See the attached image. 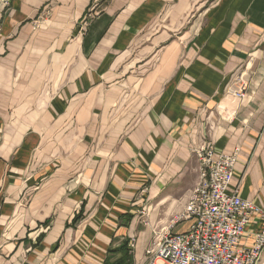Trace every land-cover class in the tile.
I'll return each instance as SVG.
<instances>
[{
	"label": "crops",
	"instance_id": "crops-1",
	"mask_svg": "<svg viewBox=\"0 0 264 264\" xmlns=\"http://www.w3.org/2000/svg\"><path fill=\"white\" fill-rule=\"evenodd\" d=\"M201 146L264 209V0H0V264H146Z\"/></svg>",
	"mask_w": 264,
	"mask_h": 264
},
{
	"label": "built area",
	"instance_id": "built-area-1",
	"mask_svg": "<svg viewBox=\"0 0 264 264\" xmlns=\"http://www.w3.org/2000/svg\"><path fill=\"white\" fill-rule=\"evenodd\" d=\"M246 84L238 80L233 95L243 100ZM198 181L181 214L155 230L145 250L146 264H260L264 250V209L230 190L239 150L215 154L211 146L195 149ZM253 215L262 220L252 234V243H242V236ZM180 222L187 229L175 231Z\"/></svg>",
	"mask_w": 264,
	"mask_h": 264
},
{
	"label": "trees",
	"instance_id": "trees-1",
	"mask_svg": "<svg viewBox=\"0 0 264 264\" xmlns=\"http://www.w3.org/2000/svg\"><path fill=\"white\" fill-rule=\"evenodd\" d=\"M111 253H120L119 258L114 261H111L110 264H129L130 255L128 254V250L126 249V245L120 246L118 249H109L108 251ZM109 258V257H108Z\"/></svg>",
	"mask_w": 264,
	"mask_h": 264
},
{
	"label": "rangeland",
	"instance_id": "rangeland-1",
	"mask_svg": "<svg viewBox=\"0 0 264 264\" xmlns=\"http://www.w3.org/2000/svg\"><path fill=\"white\" fill-rule=\"evenodd\" d=\"M159 229H160V228H159ZM157 230H158V229H156V231H157ZM261 263H262V262H261ZM261 263H260V264H261Z\"/></svg>",
	"mask_w": 264,
	"mask_h": 264
}]
</instances>
